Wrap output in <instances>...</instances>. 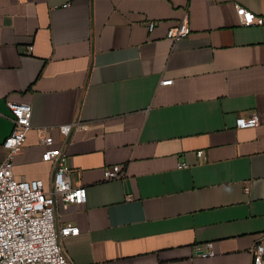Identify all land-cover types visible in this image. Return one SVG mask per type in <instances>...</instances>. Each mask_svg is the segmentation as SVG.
I'll return each mask as SVG.
<instances>
[{"label": "crops", "instance_id": "crops-1", "mask_svg": "<svg viewBox=\"0 0 264 264\" xmlns=\"http://www.w3.org/2000/svg\"><path fill=\"white\" fill-rule=\"evenodd\" d=\"M235 5L264 18V0H0V163L6 102L29 104L13 177L47 190L42 154L66 153L86 191L56 201L57 224L79 230L63 241L72 264H252L264 249V25L243 27ZM115 165L123 178L105 181Z\"/></svg>", "mask_w": 264, "mask_h": 264}, {"label": "built area", "instance_id": "built-area-1", "mask_svg": "<svg viewBox=\"0 0 264 264\" xmlns=\"http://www.w3.org/2000/svg\"><path fill=\"white\" fill-rule=\"evenodd\" d=\"M212 3L214 0H205ZM236 15L243 27L263 26L264 18L256 16L239 5L234 6ZM154 23L148 24L152 31ZM188 34L187 22L182 21L177 27L169 29L167 38L179 41ZM31 46L27 48L31 51ZM171 80L162 81V85L171 84ZM12 116V132L4 140L2 147L6 157L0 163V264H72L63 247V241L78 236L79 230L71 224L58 225L56 222V201L64 205H82L86 202V191L83 187L72 185V172L67 166V155L61 149L46 150L41 161L50 163L53 168L51 185L45 190L40 181H16L12 173L14 156L20 153L27 132L31 129L32 108L26 103L6 102ZM259 124L256 114L240 116L235 121L237 129H251ZM78 122L57 127L63 143ZM44 146H51L50 136L42 137ZM198 158L202 152H197ZM178 169L188 168L187 164H179ZM105 181L123 178L119 166L115 165L103 170ZM207 251L198 248L197 257L209 258L214 255L211 244L205 245ZM264 253L263 246L256 244L252 249V264H261Z\"/></svg>", "mask_w": 264, "mask_h": 264}]
</instances>
